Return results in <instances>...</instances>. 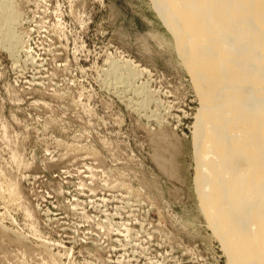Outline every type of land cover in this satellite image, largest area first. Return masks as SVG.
<instances>
[{
	"label": "rangeland",
	"instance_id": "obj_1",
	"mask_svg": "<svg viewBox=\"0 0 264 264\" xmlns=\"http://www.w3.org/2000/svg\"><path fill=\"white\" fill-rule=\"evenodd\" d=\"M12 4L0 264H229L197 190L203 80L154 0Z\"/></svg>",
	"mask_w": 264,
	"mask_h": 264
},
{
	"label": "bare ground",
	"instance_id": "obj_2",
	"mask_svg": "<svg viewBox=\"0 0 264 264\" xmlns=\"http://www.w3.org/2000/svg\"><path fill=\"white\" fill-rule=\"evenodd\" d=\"M1 1L0 43L10 51L17 15ZM154 6L203 80L197 190L209 226L229 264H264V0Z\"/></svg>",
	"mask_w": 264,
	"mask_h": 264
}]
</instances>
